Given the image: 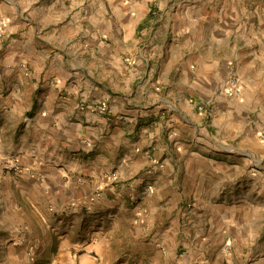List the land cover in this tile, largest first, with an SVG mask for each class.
<instances>
[{"label": "crops", "instance_id": "0c3cea01", "mask_svg": "<svg viewBox=\"0 0 264 264\" xmlns=\"http://www.w3.org/2000/svg\"><path fill=\"white\" fill-rule=\"evenodd\" d=\"M0 31L1 261L264 264V0H0Z\"/></svg>", "mask_w": 264, "mask_h": 264}, {"label": "rangeland", "instance_id": "374dc122", "mask_svg": "<svg viewBox=\"0 0 264 264\" xmlns=\"http://www.w3.org/2000/svg\"><path fill=\"white\" fill-rule=\"evenodd\" d=\"M0 264H63L61 263L56 255L55 252L47 251L45 250L42 252V254L39 256L36 254V257L33 253L30 252V255L26 259L24 258H18L12 263L4 262L0 260ZM70 264H77L74 262H70ZM104 264V263H103Z\"/></svg>", "mask_w": 264, "mask_h": 264}, {"label": "built area", "instance_id": "2783aa9c", "mask_svg": "<svg viewBox=\"0 0 264 264\" xmlns=\"http://www.w3.org/2000/svg\"><path fill=\"white\" fill-rule=\"evenodd\" d=\"M1 36H2V33L0 31V38H1ZM228 84H229L231 89H233L236 93H238L239 85H238V81L236 78L231 77L228 80ZM198 108H199V110H202V105H199ZM259 136H260V138L264 139V128L261 131ZM1 160L3 161L4 169L7 172H9L15 176H19L22 173V168L20 166V163L16 159H11V158L1 159V156H0V162H2ZM97 196H99V195L97 194ZM74 208H75L74 206L71 207V209H74Z\"/></svg>", "mask_w": 264, "mask_h": 264}]
</instances>
